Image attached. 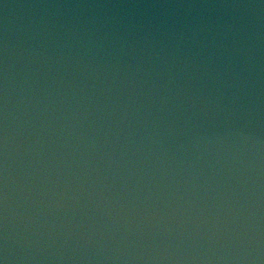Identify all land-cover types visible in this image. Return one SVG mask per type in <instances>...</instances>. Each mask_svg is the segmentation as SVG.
I'll use <instances>...</instances> for the list:
<instances>
[{"label": "water", "instance_id": "1", "mask_svg": "<svg viewBox=\"0 0 264 264\" xmlns=\"http://www.w3.org/2000/svg\"><path fill=\"white\" fill-rule=\"evenodd\" d=\"M0 264H264V0H0Z\"/></svg>", "mask_w": 264, "mask_h": 264}]
</instances>
